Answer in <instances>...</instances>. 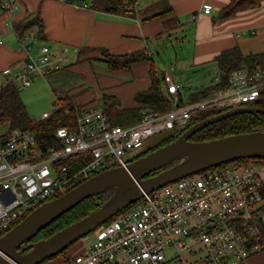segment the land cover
Returning <instances> with one entry per match:
<instances>
[{
    "label": "built area",
    "instance_id": "2783aa9c",
    "mask_svg": "<svg viewBox=\"0 0 264 264\" xmlns=\"http://www.w3.org/2000/svg\"><path fill=\"white\" fill-rule=\"evenodd\" d=\"M4 7L13 12L17 4L6 0ZM211 10L210 3L202 4L203 13ZM66 51L56 55L41 45L23 66H6L2 74L19 88L28 86L33 78L61 69ZM164 80L173 98L170 110H144L138 121L123 126L113 125L101 105H87L75 123L54 130L56 143L46 151L29 129H0V231L93 171L114 161L125 165L152 136L182 127L202 112L255 101L264 88V70L235 69L228 88L184 104L177 103L170 77ZM52 106L40 119L63 107ZM263 180L264 159L246 158L168 183L79 239L78 248L58 264H237L264 249L258 217Z\"/></svg>",
    "mask_w": 264,
    "mask_h": 264
},
{
    "label": "crops",
    "instance_id": "0c3cea01",
    "mask_svg": "<svg viewBox=\"0 0 264 264\" xmlns=\"http://www.w3.org/2000/svg\"><path fill=\"white\" fill-rule=\"evenodd\" d=\"M5 1L0 0V36L3 40L0 44V84L12 80L2 74L4 67L23 66L29 61L30 54H37L41 45L48 46L56 55L64 48L67 50L77 48L76 61L67 64V60L61 70L64 68L82 71L87 70L88 65L92 63L102 65L95 59L91 62L86 60L99 57V48L107 49L113 54L143 49L152 58L154 66L160 70L153 52L164 37H171L172 33L183 29L188 20L193 22L192 53L188 60L180 64L189 66L190 70L198 71V74L202 75L217 70L213 83L218 78L215 56L222 50L238 46L244 55L264 51V1L259 7L240 11L232 17L217 19L219 10L231 0H168L173 16L177 17L181 24L169 32L164 31V18L142 20L144 16L159 11V8L152 7L159 0L143 2L138 0L136 9L139 12L135 16L96 11L71 0H15L17 9L10 12L4 7ZM204 2L212 5V10L208 14L201 11ZM36 14L43 23L41 37L32 29L19 39L14 32L13 22ZM26 47L30 49L27 50ZM81 49L85 50L80 52ZM93 67L96 69L101 66ZM103 67L104 69L99 68L98 73H88L89 83L95 88L93 92L89 86L59 91L68 90L69 94L74 96L75 102L80 105H102L100 102L102 94H110L115 96L123 107H131L135 105V93L147 89L150 85V62L136 63L129 71L111 72L104 65ZM59 72L60 70L52 72L49 76ZM163 74L168 75L177 87V103H187L189 97H182L180 92L182 84H176L168 72ZM207 86L199 83L193 87L191 94ZM261 217L264 232V212ZM237 264H264V249Z\"/></svg>",
    "mask_w": 264,
    "mask_h": 264
},
{
    "label": "trees",
    "instance_id": "16d2710c",
    "mask_svg": "<svg viewBox=\"0 0 264 264\" xmlns=\"http://www.w3.org/2000/svg\"><path fill=\"white\" fill-rule=\"evenodd\" d=\"M71 1H75L76 3L81 5H85L92 10L102 11L106 13L135 16L139 12L136 9V4L138 0ZM262 1L264 0H231L227 5H225L219 10L217 14V19L232 17L240 11L259 7ZM155 6H160L158 7L159 11L144 16L142 20L145 21L156 17L164 18L163 26L164 31L166 32L180 27L181 24L179 23L177 17L173 16V10L168 0H159L152 5V7ZM13 29L19 39L23 38L24 35L32 29L37 32L38 37H41L43 33V23L40 16L36 14L21 21L13 22ZM83 50L85 49H81L80 52H82ZM99 50V57L87 58L86 60L91 62L93 59H95L96 61L104 65L108 71L111 72L129 71L131 67L136 63L142 61L150 62V85L147 89L140 90L135 93L134 106L123 107L115 96L110 94H102L100 102L108 116V119L113 125L126 126L133 124L142 117V112L144 110L156 113H163L172 108L173 98L171 95L166 93V86L165 88H163L161 83L162 79L164 80V74L154 66L152 58L149 54L146 53L145 50H136L123 54H113L104 48H99ZM215 62L218 68L217 80L213 84L201 90L193 92L189 96L188 102H193L209 96H213L217 92L228 88V86L230 85L229 75L235 69L246 67L248 70L252 71L259 67L264 70V51L260 53H249L247 55H244L238 46H234L222 50L217 56H215ZM19 89L20 88L15 84L13 80H6L4 83L0 84V128L4 127L8 130H12L15 128L31 130L35 134L38 145L42 151H46L49 146L56 143V140L53 136L54 130L59 125L75 123L77 114L80 112L81 108L85 106L77 104L74 100V96L69 94L68 90L55 91L53 88H51L52 95H57V102L63 105V107H58L57 109H55L52 115L46 119L34 120L29 116L26 110L25 104L20 96ZM244 105L264 108V88L261 90L259 97L255 101L249 102ZM65 109L68 110V113L65 112ZM227 109L230 108L225 107L202 112L182 127L176 126L170 131H166L158 135L152 136L149 140L144 143L142 149L135 156H133L129 160V162L149 153L150 151L156 149L159 146L165 145L168 142L173 141L192 124L204 120L213 115H216L218 113H221ZM256 130L264 131L263 113H238L201 128L200 130L192 134L189 139L192 141H204L224 137L231 134L252 132ZM245 159L246 158L237 159L235 161L240 162ZM171 165L172 164L169 163L165 166H162L150 175L155 174L156 172L162 169L168 168ZM115 166H119L118 162L116 161L111 164L105 165L100 170L93 171L88 177L95 175L101 170ZM87 178H82L81 180H79V182L74 184L72 187L66 189L61 194L67 192L68 190L83 182ZM109 197V191H101L93 196L82 200L76 206L56 218L45 228L41 229L34 237L29 240V242H36L38 240L49 237L56 231L81 219L93 210L97 209L98 207L103 205ZM135 205L136 203L127 206L122 211L118 212L115 216L107 220L104 224L128 212ZM263 212L264 205L259 209L258 217L261 216ZM23 218L11 224L6 229L1 230L0 236L7 232L10 228H12ZM260 227L263 232V226L261 224ZM78 243L79 240L75 241L61 253H58L44 260L40 264H57L59 261H66L68 256L77 249ZM69 250L71 251L70 254L66 258H64L63 254L67 253Z\"/></svg>",
    "mask_w": 264,
    "mask_h": 264
},
{
    "label": "water",
    "instance_id": "95a60500",
    "mask_svg": "<svg viewBox=\"0 0 264 264\" xmlns=\"http://www.w3.org/2000/svg\"><path fill=\"white\" fill-rule=\"evenodd\" d=\"M246 112L264 114V108L236 106L198 121L173 141L125 165L101 170L67 192L38 205L0 236V264H40L141 199L144 193L226 162L244 158L264 159V131L237 133L204 141L189 139L211 123ZM169 163L172 165L168 168L150 175ZM101 191L110 192L103 205L49 237L29 242L63 213ZM259 221L263 226L261 216Z\"/></svg>",
    "mask_w": 264,
    "mask_h": 264
},
{
    "label": "rangeland",
    "instance_id": "374dc122",
    "mask_svg": "<svg viewBox=\"0 0 264 264\" xmlns=\"http://www.w3.org/2000/svg\"><path fill=\"white\" fill-rule=\"evenodd\" d=\"M158 7L160 6H155L153 8ZM192 28L193 22L188 20L183 29L175 31L172 33L171 37H164L156 48L157 52H153L154 60L160 68L159 71L162 73L168 72L176 84H182L180 92L184 98L190 96L195 85L201 83L204 86H207L213 83L217 74V70L214 72L208 71V73L204 75L198 74V71L190 70L189 66L180 64V62L182 63L183 61L188 60L191 56ZM76 56L77 48H69L65 52V57H67L68 60L67 64L75 62ZM93 65L98 67L101 66L99 68L104 69L103 65L98 63H92L91 65H88L87 70L85 69L82 71L78 69L71 70L63 68L62 70L59 69V73H55L51 76L47 75V77L34 78L30 85L21 87L19 89L20 96L29 116L34 120H40L42 112L50 111L53 107L52 104L58 103L57 95L53 96L50 92L51 88L55 91H59L61 89H82L85 86H89L90 90L93 92L95 88L90 85L88 75L100 71L99 68H92ZM161 83L163 88H165L166 83L163 79ZM15 84L18 86L17 82H15ZM0 129H4V127H1ZM79 245L80 241L77 247ZM70 252L71 251L69 250L67 253L63 254L64 258H66Z\"/></svg>",
    "mask_w": 264,
    "mask_h": 264
}]
</instances>
